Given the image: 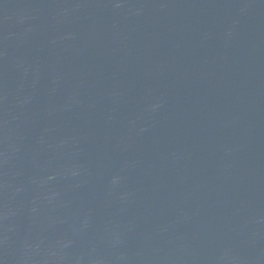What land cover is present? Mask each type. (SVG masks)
Wrapping results in <instances>:
<instances>
[{
	"label": "water",
	"instance_id": "95a60500",
	"mask_svg": "<svg viewBox=\"0 0 264 264\" xmlns=\"http://www.w3.org/2000/svg\"><path fill=\"white\" fill-rule=\"evenodd\" d=\"M0 264H264V0H0Z\"/></svg>",
	"mask_w": 264,
	"mask_h": 264
}]
</instances>
